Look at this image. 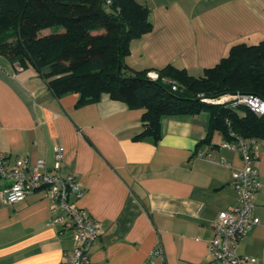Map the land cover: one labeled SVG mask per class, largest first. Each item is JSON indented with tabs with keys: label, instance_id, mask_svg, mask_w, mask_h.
<instances>
[{
	"label": "crops",
	"instance_id": "obj_1",
	"mask_svg": "<svg viewBox=\"0 0 264 264\" xmlns=\"http://www.w3.org/2000/svg\"><path fill=\"white\" fill-rule=\"evenodd\" d=\"M136 1L149 8L152 26L130 41L124 63L134 70L172 64L200 76L234 44L264 38V0ZM77 100L76 93L56 95L34 67L0 55V150L10 161L25 158L30 170L44 160L53 173L54 148H64L57 173L77 178L83 194L76 205L101 224L90 264H217L208 252L211 224L238 201L231 175L242 160L223 146L220 129L202 141L209 112L163 114L157 141L136 140L143 108L108 93ZM256 144L259 223L237 244L239 255L254 259L246 264H264V139ZM7 185L0 178V264H62L74 242L49 222L46 188L7 204ZM156 247L160 253L151 256Z\"/></svg>",
	"mask_w": 264,
	"mask_h": 264
},
{
	"label": "trees",
	"instance_id": "obj_2",
	"mask_svg": "<svg viewBox=\"0 0 264 264\" xmlns=\"http://www.w3.org/2000/svg\"><path fill=\"white\" fill-rule=\"evenodd\" d=\"M151 26L149 8L136 0H0V55L21 68L34 67L56 95L78 94V106L108 93L131 108H143L136 140L157 141L163 114L201 111L210 115L202 141L216 129L228 140L264 139V115L243 104L233 106L231 100L202 99L248 93L264 100V38L234 44L200 76L169 64L151 79L149 69L124 63L130 41Z\"/></svg>",
	"mask_w": 264,
	"mask_h": 264
},
{
	"label": "built area",
	"instance_id": "obj_3",
	"mask_svg": "<svg viewBox=\"0 0 264 264\" xmlns=\"http://www.w3.org/2000/svg\"><path fill=\"white\" fill-rule=\"evenodd\" d=\"M106 3H110V0H106ZM147 75L151 79L158 77L154 71L148 72ZM203 100L216 103L231 100L233 106L243 104L257 116L264 115V100L254 94H224L215 99ZM230 135L234 134L230 132ZM223 146L238 151L241 156V167L233 169L231 175V184L238 201L229 209L219 211L212 222L213 235L208 242V252L217 264H246L254 259L239 255L237 244L259 223V218L255 215V198L262 183L256 164L257 144L254 138L234 137ZM198 156L209 155L200 152ZM53 157L55 171L50 173L46 170L44 160H38L30 170L25 158L16 157L10 161L0 150V178L8 180L4 189V201L13 204L23 200L27 194L46 188L51 200L49 222L58 224L60 233H71L74 242L72 250L64 252L62 264H90V251L98 237L101 224L86 209L76 205V201L83 194V188L77 178L73 174L57 173L64 158V148L55 147ZM158 253L160 248L156 247L151 256Z\"/></svg>",
	"mask_w": 264,
	"mask_h": 264
},
{
	"label": "rangeland",
	"instance_id": "obj_4",
	"mask_svg": "<svg viewBox=\"0 0 264 264\" xmlns=\"http://www.w3.org/2000/svg\"><path fill=\"white\" fill-rule=\"evenodd\" d=\"M49 30H50V29H48L47 31L43 30V32H48ZM14 65L19 66L17 63H14ZM202 99H204V97H203ZM207 99H208V98H207Z\"/></svg>",
	"mask_w": 264,
	"mask_h": 264
}]
</instances>
